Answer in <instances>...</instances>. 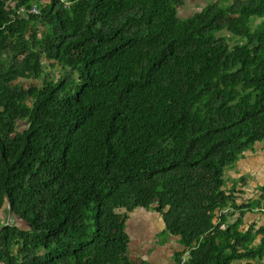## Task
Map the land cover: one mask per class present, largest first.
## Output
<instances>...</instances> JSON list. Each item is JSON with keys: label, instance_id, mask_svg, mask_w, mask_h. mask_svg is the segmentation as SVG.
Returning <instances> with one entry per match:
<instances>
[{"label": "trees", "instance_id": "16d2710c", "mask_svg": "<svg viewBox=\"0 0 264 264\" xmlns=\"http://www.w3.org/2000/svg\"><path fill=\"white\" fill-rule=\"evenodd\" d=\"M186 2L0 0L1 263L135 264L143 208L176 264H264V227L229 222L264 187L242 207L225 190L264 140V0Z\"/></svg>", "mask_w": 264, "mask_h": 264}, {"label": "rangeland", "instance_id": "374dc122", "mask_svg": "<svg viewBox=\"0 0 264 264\" xmlns=\"http://www.w3.org/2000/svg\"><path fill=\"white\" fill-rule=\"evenodd\" d=\"M213 1L218 0H187L185 7L180 11V17H190ZM260 21L261 20H258V22ZM42 30L43 27H40V31ZM231 44L233 45L234 42H231ZM44 72L46 74L45 77L48 75L56 79L64 74L60 67H55L47 62ZM45 77L43 76V79ZM21 83L25 86H35L43 84V80H30L26 82L21 80ZM21 124L24 125V123ZM8 217L9 214L7 215L5 210L1 211L0 225L5 224L8 221ZM15 223L21 229L26 228V224L19 220ZM165 224L164 217L157 211L142 208L129 214V219L127 221V232L130 237L129 257L134 263L144 260V262L152 264H174V262L171 261V256L175 253L174 251L177 250L178 243L176 239H172L174 236L160 234L164 232L163 229ZM166 239H168L167 242Z\"/></svg>", "mask_w": 264, "mask_h": 264}, {"label": "crops", "instance_id": "0c3cea01", "mask_svg": "<svg viewBox=\"0 0 264 264\" xmlns=\"http://www.w3.org/2000/svg\"><path fill=\"white\" fill-rule=\"evenodd\" d=\"M243 177L247 178L248 181L241 182L240 180ZM225 180V190L227 192H233L239 207L246 206L251 202L261 201L263 197L261 188L264 187V140L255 143L236 165L226 170ZM263 207L264 203L254 208L231 210L230 213L234 214V216L230 217L229 222L233 223L242 212L243 222H245V226L242 227V230H249L252 226L256 227V229L262 228L264 227V213L261 211ZM165 229L166 224L163 231H165ZM162 233L163 232L160 234ZM172 239H176L178 243L177 250H175V253L171 256V261L176 264V255L182 253L184 249L179 244V237H173ZM261 239H263V236H259L256 245L260 244ZM186 258L187 257L183 259L184 262Z\"/></svg>", "mask_w": 264, "mask_h": 264}, {"label": "water", "instance_id": "95a60500", "mask_svg": "<svg viewBox=\"0 0 264 264\" xmlns=\"http://www.w3.org/2000/svg\"><path fill=\"white\" fill-rule=\"evenodd\" d=\"M7 199H8L9 217H8L7 224H6L4 227L12 225L13 220H14V214H13V210H12V206H11L10 198L7 197ZM3 210H4V209H2V211H3Z\"/></svg>", "mask_w": 264, "mask_h": 264}, {"label": "built area", "instance_id": "2783aa9c", "mask_svg": "<svg viewBox=\"0 0 264 264\" xmlns=\"http://www.w3.org/2000/svg\"><path fill=\"white\" fill-rule=\"evenodd\" d=\"M30 13L38 14L39 11L35 8V9L32 10ZM0 264H3V263L0 262ZM182 264H184V261L182 262Z\"/></svg>", "mask_w": 264, "mask_h": 264}, {"label": "flooded vegetation", "instance_id": "af4514ba", "mask_svg": "<svg viewBox=\"0 0 264 264\" xmlns=\"http://www.w3.org/2000/svg\"><path fill=\"white\" fill-rule=\"evenodd\" d=\"M136 264V263H135ZM137 264H140V262H137Z\"/></svg>", "mask_w": 264, "mask_h": 264}]
</instances>
